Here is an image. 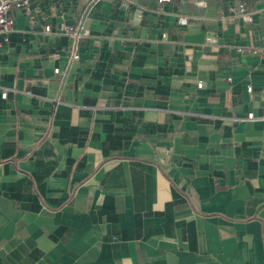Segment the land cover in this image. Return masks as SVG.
Segmentation results:
<instances>
[{"label": "crops", "instance_id": "crops-1", "mask_svg": "<svg viewBox=\"0 0 264 264\" xmlns=\"http://www.w3.org/2000/svg\"><path fill=\"white\" fill-rule=\"evenodd\" d=\"M31 7L0 47V264H264V0Z\"/></svg>", "mask_w": 264, "mask_h": 264}, {"label": "built area", "instance_id": "built-area-1", "mask_svg": "<svg viewBox=\"0 0 264 264\" xmlns=\"http://www.w3.org/2000/svg\"><path fill=\"white\" fill-rule=\"evenodd\" d=\"M33 0H0V47L2 46V39L8 41L10 35L15 30V18L12 15L14 10L23 11L27 16L32 19V7L31 3ZM170 0H157L159 3H166ZM91 8L88 10L90 12ZM238 17L242 18L244 22L251 23L252 15L247 12L246 6L244 4L239 5L238 7ZM180 25H187L188 19L182 17L179 19ZM83 29L82 25L77 27L68 26L66 28V33L71 36L74 40L78 39L81 36V30ZM257 53L260 55V58L264 61V48H259ZM74 60H77L79 56L77 54L72 57ZM55 73L61 76V82L65 83V74L60 72L59 69L55 70ZM248 120L262 119L264 120V106L263 113L260 118H255L253 113L248 114Z\"/></svg>", "mask_w": 264, "mask_h": 264}]
</instances>
